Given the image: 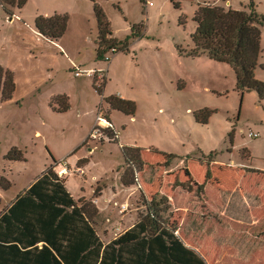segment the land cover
<instances>
[{
    "label": "rangeland",
    "instance_id": "rangeland-1",
    "mask_svg": "<svg viewBox=\"0 0 264 264\" xmlns=\"http://www.w3.org/2000/svg\"><path fill=\"white\" fill-rule=\"evenodd\" d=\"M205 1L28 0L13 18L0 5V65L16 82L11 99L0 91V214L55 160L76 200H97L106 243L130 229L153 197L168 199L176 233L215 263L222 224L241 218L253 239L264 231V97L239 89L228 62L188 53ZM209 1L255 4L264 18V0ZM96 4L121 43L103 57ZM56 13L68 16L67 28L51 40L35 20ZM261 30L256 76L264 81ZM78 67L103 75L75 76ZM100 114L118 141L105 126L104 137L90 139ZM131 146L142 149L145 167L138 185L124 187L122 147ZM239 234L248 245L249 233Z\"/></svg>",
    "mask_w": 264,
    "mask_h": 264
},
{
    "label": "trees",
    "instance_id": "trees-1",
    "mask_svg": "<svg viewBox=\"0 0 264 264\" xmlns=\"http://www.w3.org/2000/svg\"><path fill=\"white\" fill-rule=\"evenodd\" d=\"M27 3L28 0H0L11 17L15 9H23ZM94 8L98 19V54L103 57L110 51L117 52L121 43L113 37L102 9L98 4ZM195 20L193 47L188 53L208 54L216 61L228 62L237 74L238 88L244 92L258 91L262 99L264 81L257 79L256 69L264 18L256 11V5L233 9L207 0L197 8ZM67 21V15L56 13L37 17L35 24L39 33L54 40L65 34ZM15 88L13 72L0 65L3 98L11 99ZM60 98L68 99L67 96ZM68 107L70 104L61 111ZM113 126L106 130V135L110 141H118ZM122 151L125 159L122 185L136 186L145 167L142 149L131 146L122 147ZM57 165L54 160L0 214V264H208L198 250L188 246L176 233L177 227L166 215L171 207L166 197L158 201L155 197L144 199V209L138 212V220L132 227L104 242L97 223L101 209L93 200H76L65 178L56 171ZM185 170L190 174L187 167ZM10 185L8 182L5 189Z\"/></svg>",
    "mask_w": 264,
    "mask_h": 264
},
{
    "label": "crops",
    "instance_id": "crops-1",
    "mask_svg": "<svg viewBox=\"0 0 264 264\" xmlns=\"http://www.w3.org/2000/svg\"><path fill=\"white\" fill-rule=\"evenodd\" d=\"M78 168L80 169V167ZM256 221L257 220L253 219L251 225L254 226ZM235 222L236 223L226 225L222 224L219 226L220 241L216 244L214 249V252L219 255L218 263H215L212 259V255L208 252L203 251L196 245L192 246L186 241L185 242L188 246L198 250L205 257L208 264H264V231L259 234H255L256 238L254 237L253 239L250 235L251 231L249 227L246 226L248 224L245 223L244 220L238 218ZM251 229L253 231V228ZM222 232H224V234ZM239 233H249V237L247 238L251 239V241L247 242L248 245H243L241 243L243 237H241ZM252 235L254 236V233H252Z\"/></svg>",
    "mask_w": 264,
    "mask_h": 264
},
{
    "label": "built area",
    "instance_id": "built-area-1",
    "mask_svg": "<svg viewBox=\"0 0 264 264\" xmlns=\"http://www.w3.org/2000/svg\"><path fill=\"white\" fill-rule=\"evenodd\" d=\"M108 59V58H107ZM100 71H93L91 70L90 68H81V67H78L76 68L75 70V76H82V75H89V77H99V76H102L103 75V71H101V73H99ZM102 78V77H101ZM113 124L111 122H109L106 117H103L101 114L99 115V120H98V123L96 125H94L93 127V130L90 134V139H99L100 137H104L105 134H104V127H110L112 126ZM251 135L256 137L258 134L254 133V132H251ZM63 166L66 167V165L64 164ZM67 169V168H66ZM66 169H63L61 172L64 173V172H68V169L66 171ZM60 176H63L62 174Z\"/></svg>",
    "mask_w": 264,
    "mask_h": 264
}]
</instances>
